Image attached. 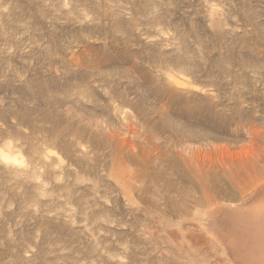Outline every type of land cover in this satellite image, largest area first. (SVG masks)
<instances>
[{"label":"rangeland","instance_id":"1","mask_svg":"<svg viewBox=\"0 0 264 264\" xmlns=\"http://www.w3.org/2000/svg\"><path fill=\"white\" fill-rule=\"evenodd\" d=\"M0 150V264H264V0H0Z\"/></svg>","mask_w":264,"mask_h":264},{"label":"bare ground","instance_id":"2","mask_svg":"<svg viewBox=\"0 0 264 264\" xmlns=\"http://www.w3.org/2000/svg\"><path fill=\"white\" fill-rule=\"evenodd\" d=\"M0 157L2 158V159H4V161L6 160V161H15V162H18L19 160H18V158H16V157H14L12 154H10V153H7V152H5V151H3V150H0ZM262 218V217H261ZM263 219V218H262Z\"/></svg>","mask_w":264,"mask_h":264}]
</instances>
